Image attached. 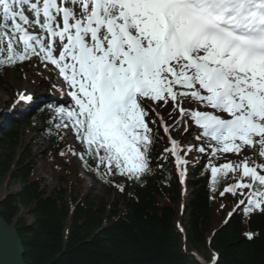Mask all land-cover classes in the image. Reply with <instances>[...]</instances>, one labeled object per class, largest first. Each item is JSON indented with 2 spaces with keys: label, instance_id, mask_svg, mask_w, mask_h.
Returning a JSON list of instances; mask_svg holds the SVG:
<instances>
[{
  "label": "snow or ice",
  "instance_id": "6c2138e0",
  "mask_svg": "<svg viewBox=\"0 0 264 264\" xmlns=\"http://www.w3.org/2000/svg\"><path fill=\"white\" fill-rule=\"evenodd\" d=\"M32 57L66 85L56 127L71 126L101 178L143 182L163 127L182 183L185 156L206 154L213 190L239 174L220 192L239 194L229 217L264 215V163L213 160L246 147L264 158V0H0V66ZM169 103L172 124L156 111ZM180 125L200 130L198 148L172 138Z\"/></svg>",
  "mask_w": 264,
  "mask_h": 264
},
{
  "label": "trees",
  "instance_id": "16d2710c",
  "mask_svg": "<svg viewBox=\"0 0 264 264\" xmlns=\"http://www.w3.org/2000/svg\"><path fill=\"white\" fill-rule=\"evenodd\" d=\"M36 62L31 58L0 66V89L7 90L11 74L19 78L20 71H30L46 86L44 76L34 72ZM15 110L7 120L0 115V217L16 229L25 264H212L213 257L218 264H264V215L257 211L247 217L241 211L229 217L239 194L220 195L239 174L221 177L213 190L206 154L190 152L182 192L159 130L154 171L143 182L101 178L94 161L89 160V167L88 157L80 159L79 141L80 149L71 146L62 127H56L60 118L52 104ZM42 131L53 148L52 153L44 152L55 176L53 186L36 175L35 143L29 135ZM199 131L189 133L197 148ZM179 132L180 126L172 130L175 136ZM234 155L232 162H239ZM245 156L254 160L251 150ZM76 160L101 183L103 194L79 191L82 178L74 170ZM213 160L220 165L219 158Z\"/></svg>",
  "mask_w": 264,
  "mask_h": 264
},
{
  "label": "rangeland",
  "instance_id": "374dc122",
  "mask_svg": "<svg viewBox=\"0 0 264 264\" xmlns=\"http://www.w3.org/2000/svg\"><path fill=\"white\" fill-rule=\"evenodd\" d=\"M49 66H51L49 64ZM19 73V78H18V74H11V76L9 77V81H8V85H7V90H2L0 89V115H2L4 113V108H5V103L7 101H11L12 98H16L19 99L20 95L24 94V93H28V92H32V93H36V96L39 97L42 95V93H44V88H42L40 85H35L34 81L36 82V78L34 76H31L29 72H22ZM53 72L58 74V72L54 69L53 66ZM55 75V74H54ZM56 88L59 90V92L61 93V89L59 88V86L57 85ZM18 92V93H16ZM67 98L64 97V100H66ZM188 104H185V107H188ZM171 103H169L167 106L165 107H158L156 109V111L160 112L162 116L166 117L167 113L171 110ZM210 111V109H208ZM179 113H175L173 119L178 116ZM66 134L68 133V130L65 131ZM30 139L34 141V145L33 148H35V170H36V175L41 178L45 183L49 184L50 186L56 185L55 182V176L53 173V169L48 166L45 161H44V150H42V148H45L44 146L47 145L46 142L41 141L40 137H44L43 134H31L29 135ZM71 138H69L70 140ZM72 142V139L70 140ZM183 141L182 139H180V142ZM187 145H189L187 143ZM76 169H78V167L76 166ZM89 177V179L87 178ZM83 176L82 177V182L79 183L78 189L81 192H93V193H97V194H103V187L101 186V184L96 181L95 179H93L90 176ZM91 178V179H90ZM72 181L74 180V178L71 179ZM3 192H1L0 194H2ZM28 220H30V217H27Z\"/></svg>",
  "mask_w": 264,
  "mask_h": 264
},
{
  "label": "water",
  "instance_id": "95a60500",
  "mask_svg": "<svg viewBox=\"0 0 264 264\" xmlns=\"http://www.w3.org/2000/svg\"><path fill=\"white\" fill-rule=\"evenodd\" d=\"M23 253L16 229L0 217V264H25Z\"/></svg>",
  "mask_w": 264,
  "mask_h": 264
},
{
  "label": "bare ground",
  "instance_id": "6f19581e",
  "mask_svg": "<svg viewBox=\"0 0 264 264\" xmlns=\"http://www.w3.org/2000/svg\"><path fill=\"white\" fill-rule=\"evenodd\" d=\"M89 179V177H87ZM91 179V178H90Z\"/></svg>",
  "mask_w": 264,
  "mask_h": 264
}]
</instances>
